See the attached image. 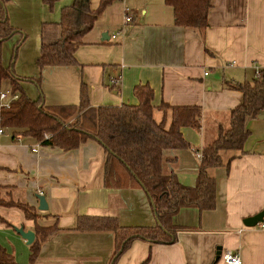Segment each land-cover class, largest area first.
I'll use <instances>...</instances> for the list:
<instances>
[{
  "label": "crops",
  "instance_id": "obj_1",
  "mask_svg": "<svg viewBox=\"0 0 264 264\" xmlns=\"http://www.w3.org/2000/svg\"><path fill=\"white\" fill-rule=\"evenodd\" d=\"M72 1L56 0L50 9L43 0H7V17L16 31L1 43L3 64L13 63L19 77H32L19 78V84L28 97L41 98L45 105H77L83 82L93 106L136 104L133 88L138 83L152 87L154 105L201 106L200 127H181L190 147L162 152V172L193 185L201 147L227 124L229 109L242 100V92L228 83L250 79L264 67V0H211L203 36L175 24L165 0H112L82 35L75 63L40 68L41 41L54 38L61 9ZM126 13L130 21L124 20ZM10 86L5 78L0 91ZM153 114L157 120L162 115L156 109ZM261 114L246 122L243 153L228 166L210 169L216 179L215 207H180L173 216L180 225L174 242L135 238L114 264H223L226 249L239 253L240 264H264V214L254 225L243 222L264 211ZM0 129V198L27 203L36 209L37 222L58 227L31 264H109L113 233L72 229L79 215L116 216L121 225L156 223L142 187L105 184L106 152L96 139L71 149L40 143L33 151L39 139L11 126L0 124ZM37 192L45 195L47 209L38 208ZM21 224L34 230L35 220L16 205L0 204V247L19 264H28L30 243L15 230Z\"/></svg>",
  "mask_w": 264,
  "mask_h": 264
},
{
  "label": "trees",
  "instance_id": "obj_2",
  "mask_svg": "<svg viewBox=\"0 0 264 264\" xmlns=\"http://www.w3.org/2000/svg\"><path fill=\"white\" fill-rule=\"evenodd\" d=\"M53 8L56 0H43ZM112 0H99L92 7L90 0H73L61 9L55 25L53 39H43L36 64L65 65L76 62L74 51L82 42V35ZM7 0H0V83L8 78L11 91H19L9 105L0 106V124L11 126L15 132L32 135L40 143L71 149L88 138L100 142L106 152L103 176L106 185L142 187L155 214L154 225H121L116 216H77L72 229L81 231H110L113 233V250L109 264H114L135 238L149 242L170 243L177 238L180 225L173 216L182 206H196L199 210L216 205V179L210 173L215 166H228L231 159L243 153V142L249 132L246 122L264 111V67L259 74L243 81H230V88L242 92L240 103L231 107L226 125H220L216 136L200 149L198 173L193 185L181 183L174 173L162 172L163 150L188 148L181 127L199 128L203 110L197 104L173 105L152 103L154 92L148 83H138L133 92L136 104L97 105L89 102L85 83L80 86L77 105H45L41 98L31 99L22 90L13 63L5 66L1 58V43L16 31L9 23ZM173 9L174 23L195 29L201 36L208 24L207 13L211 0H165ZM46 24H42L43 27ZM42 35V32H41ZM20 42V40H19ZM15 45L12 59L17 51ZM38 80V78L36 79ZM160 110L159 120L154 110ZM76 113L72 120L68 117ZM47 133V136H45ZM226 155V156H225ZM0 204L16 205L27 217L35 220L34 240L30 243L29 263L36 258L41 243L57 230V225L37 222V211L27 203L4 201ZM0 264H19L0 247ZM80 264V263H78Z\"/></svg>",
  "mask_w": 264,
  "mask_h": 264
},
{
  "label": "built area",
  "instance_id": "obj_3",
  "mask_svg": "<svg viewBox=\"0 0 264 264\" xmlns=\"http://www.w3.org/2000/svg\"><path fill=\"white\" fill-rule=\"evenodd\" d=\"M125 21H130L131 20V14L126 13L125 17H124ZM112 37H115L116 34L113 33L111 34ZM260 73V69L256 68L255 69V74H259ZM120 78V76H118ZM18 96L17 92H13L11 91V89H5V90H1L0 91V100H1V106L2 105H6L8 106L10 101L15 99ZM2 129H0L1 131ZM45 136H47V133H45ZM40 144V141L37 142L36 144L31 146V149L33 151H37L38 150V146ZM200 156V153H199ZM238 259L241 263V258L240 255L237 251H233V250H229L226 249L222 254H221V260L223 261V264H232L233 260Z\"/></svg>",
  "mask_w": 264,
  "mask_h": 264
},
{
  "label": "water",
  "instance_id": "obj_4",
  "mask_svg": "<svg viewBox=\"0 0 264 264\" xmlns=\"http://www.w3.org/2000/svg\"><path fill=\"white\" fill-rule=\"evenodd\" d=\"M259 116H263V114H259ZM36 197L38 198V208L39 209H47L48 204L47 201L45 199V195L42 193H36L35 194ZM263 214L264 211L261 210L259 212H257L254 215H251L249 217H246L243 222L246 225H254L257 222H260L263 219ZM15 230L18 231L20 233V235L25 239L26 243L29 244L33 241L34 237H35V232L32 229H25L24 226L21 224L19 226H15Z\"/></svg>",
  "mask_w": 264,
  "mask_h": 264
},
{
  "label": "rangeland",
  "instance_id": "obj_5",
  "mask_svg": "<svg viewBox=\"0 0 264 264\" xmlns=\"http://www.w3.org/2000/svg\"><path fill=\"white\" fill-rule=\"evenodd\" d=\"M92 6H95L97 4V0H91ZM226 156V155H225ZM1 214H4L5 216H8V212L6 210H1Z\"/></svg>",
  "mask_w": 264,
  "mask_h": 264
},
{
  "label": "clouds",
  "instance_id": "obj_6",
  "mask_svg": "<svg viewBox=\"0 0 264 264\" xmlns=\"http://www.w3.org/2000/svg\"><path fill=\"white\" fill-rule=\"evenodd\" d=\"M232 264H240V261L238 259L233 260Z\"/></svg>",
  "mask_w": 264,
  "mask_h": 264
}]
</instances>
